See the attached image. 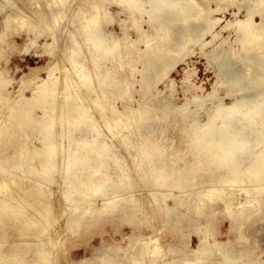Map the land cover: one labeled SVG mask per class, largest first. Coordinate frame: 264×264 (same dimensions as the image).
<instances>
[{
  "label": "rangeland",
  "instance_id": "rangeland-1",
  "mask_svg": "<svg viewBox=\"0 0 264 264\" xmlns=\"http://www.w3.org/2000/svg\"><path fill=\"white\" fill-rule=\"evenodd\" d=\"M46 1L49 0H36L34 5L30 0H0V87L4 93L3 97H0L1 120L7 117L9 108L16 102L32 99L41 84L54 83L56 78H61L60 76L63 75L61 73L68 70L70 71L68 73H72L73 65L66 54L78 55V51H72L77 33L82 35L81 50L89 46L88 53H93L94 49L98 48L92 46L91 36L87 35L85 30L82 32L84 28L82 14L86 11L91 12V7L87 6L90 0H75L65 5V10L62 9L65 15L58 29L52 27V22L60 5L57 3L54 4L55 6L50 5L44 8ZM126 1L128 0H122L118 4L119 0H109L107 14L112 18L111 22L108 18H104L101 22V30L109 34L113 40L122 38L123 27L130 25V16L133 14L126 7ZM129 1L135 2L138 4L137 7L144 11H151L158 7L154 0ZM193 5L196 6V4ZM198 8L202 10L203 16L209 15L212 18L221 19L220 24L214 29L215 33L207 34L204 41L209 42L213 35L217 38L204 50L199 45L190 43L186 46L188 49L184 58L180 59L174 55L161 59V64H170L163 75L151 71L143 80L140 72L135 75L130 74L132 67L141 71L147 58V54H143L146 46L142 43V39L137 38V30L133 27L128 29L126 37L129 41L135 42L130 47L132 50L130 57H134L135 62L132 64L124 62V66L120 67L104 54H100L103 62L101 75L103 76L104 70L110 68L112 77L120 83L118 88L104 89L108 95L106 106L113 108L117 113L110 114V118L120 119L123 122L134 121V128L138 129L135 130L136 133L148 137L163 150V155L156 158L154 163L161 167V176L169 179V184L163 188L156 186V181L151 178L149 152L141 155L135 132L132 133L133 135L128 134L125 139L132 140L133 146L127 147L125 141L117 142L116 139L119 138H113L108 132L101 114L92 105L93 100L87 99L86 103L89 105L84 103L90 113L93 111L101 131L108 135L109 142L114 143V148L115 145L119 148L122 165L125 163L126 167L132 169L129 177L132 181L135 180V188L120 192L121 195L116 198L117 206L106 211H103L105 199L110 196L105 198L99 196L89 204H82L77 211L65 206L56 208L53 215L48 217L50 219H45L48 223L54 220L52 227L42 236L47 243L52 241L56 235L55 232H59L58 230L72 218L81 215L89 206L93 210L92 215H88L91 223L65 227L64 233L61 231L63 237L61 236L58 242L54 241L55 245L51 248V253L56 264H129L126 258L129 253H125L124 250L130 249L138 254L146 243L153 247L155 240H158L156 243L161 247L160 254L150 258H157L158 264L188 262L200 249L201 238L207 233L210 241L214 245L223 247L224 251H229L238 257L245 255L247 260H244V264H264V189L259 194L260 203L258 204L254 201V193L246 194L245 191L239 190L233 171L223 175L220 170L197 169L192 155L194 148L189 145L187 137L188 126L193 122V118L183 117V114L194 111V120L203 125L208 120L209 114L213 112L214 105L230 107L242 97L243 91L230 88L233 81L231 78H218L219 61L211 55H206L205 52L214 51L216 55H219L223 49L231 45L235 52L241 51L242 46L237 40L238 36L233 25L237 20L244 18L246 9L243 8L238 15H235L236 7L224 4L220 6V11H215L213 14H210V10H216L215 3ZM142 20L141 25L147 30V13L143 14ZM189 21L192 22V19ZM254 22L259 23L260 18L256 16ZM177 23L184 25L185 21H177ZM227 23L232 25L223 29L222 27ZM70 26L71 32L68 30ZM181 31L180 29L179 32H174L172 38L179 36ZM85 65H89L88 60ZM239 68H243L241 64L234 66L232 71ZM248 73L252 74V71ZM248 82L250 81H247V86L250 85ZM213 90L216 97L208 98L207 95ZM77 91L86 93V86ZM125 91L127 93H124ZM196 96L199 97L197 101L194 100ZM200 103L204 106L200 107ZM187 104L188 110L184 111L182 107ZM144 107L147 108L146 122L141 124L139 115ZM30 115L32 118L30 127L15 126L11 130L13 135L8 137L5 135L6 138L0 142V176L8 180L22 178V185L27 183L38 186L42 183H40L38 171L31 173L26 165L29 155L20 156L19 154L22 149L28 152L43 146L41 141L44 132L41 126L35 123L38 118H42L43 110L38 106H32ZM221 122L222 119L217 124ZM120 128L122 127L118 126L116 129L119 135L120 131L122 134L128 133L127 129ZM117 147L115 152H118ZM95 158H91L92 163H96L95 160L98 158ZM139 163L141 165L139 172L143 180H137L138 174L133 171L135 165ZM248 163L253 164L252 161ZM22 164L25 165L24 168H21ZM172 167H175L176 171H172ZM105 171L106 167L100 172ZM42 185L45 187V195L52 194V201L62 199V191L61 188L58 191L59 184L56 181ZM213 185L220 188L226 195L235 192L233 196L226 197L227 199L235 198L234 203L227 209L221 198L213 202L205 199L206 208L197 213L194 208L198 202V196L201 193L206 194ZM246 185L249 187V184ZM18 188L20 186H10L12 191ZM249 188L253 190V187ZM33 191L35 193V190ZM165 197L169 198L170 204L183 201L184 205L177 213L170 216L164 209L166 205L162 200ZM31 200L30 197L23 200L24 203L28 202L23 208L26 212L43 207L41 200L40 204L32 203ZM243 205H246L245 212L242 209ZM135 206L141 209L134 212ZM30 222L32 221L28 220V223ZM12 223L10 222L9 225H6L7 222L0 223V256L23 257V260L32 261L36 247L35 241H30L32 242L30 246H26L24 241L32 240L30 232L35 233L39 228L30 227L23 237L17 232L20 226H23V222ZM200 231L203 233L201 234ZM23 238L24 241H22ZM25 248L26 250L23 251ZM215 257L219 258V255ZM137 258L147 261V258L140 255Z\"/></svg>",
  "mask_w": 264,
  "mask_h": 264
},
{
  "label": "bare ground",
  "instance_id": "bare-ground-1",
  "mask_svg": "<svg viewBox=\"0 0 264 264\" xmlns=\"http://www.w3.org/2000/svg\"><path fill=\"white\" fill-rule=\"evenodd\" d=\"M30 1L35 5L36 0ZM74 1L49 0L46 1L48 3L45 2L44 8L50 5L55 6L57 3V5H60V9L54 15V21L52 22L54 29H58L61 25L62 18L65 15L63 14L66 8L64 6ZM154 1L158 4V7L151 11H144L142 8L139 9L138 4L135 2L126 1V7L132 11L133 15L130 16V25L123 27L124 36L116 40L111 39L109 34L101 30L102 20L108 18L111 22L112 19L107 14L109 0L103 2L100 0L88 1L87 6L91 7V12L86 11L82 14L84 21L82 32L85 30V33L91 36L92 46L98 47L94 49L95 52L88 53L89 46L81 50L82 35L77 33L74 37L72 51H78V55L75 56L74 53L66 54L73 65L72 73H68L70 72L68 70V72L61 73L63 74L60 76L61 78H56L54 83L41 84L32 99L16 102L15 105L9 108L7 117L3 116L4 120H1L0 117V142L6 138L5 135L7 137L13 135L11 130L15 126L19 128L31 126L30 112L32 106H38L43 110L42 118H38L35 123H38L44 132L41 141L42 148L28 152L22 149L19 152L20 156L29 155L26 164L28 171L33 173L37 170L38 177L41 180L39 181L42 183L38 186H31L27 183L22 185V178L18 179L16 177L8 180L0 176V223L7 222L6 225H9L10 222H23V226H20L21 228L17 230L18 235L23 237L26 235L25 231L30 227L39 228L35 233L31 234L30 232L32 240L24 241V238L22 240L26 246H30L32 243L30 241H35L34 256L32 261H26L23 260V257L10 258L2 255L0 256V264H56L51 253V248L55 245L54 241L58 242L60 240L65 227L91 223L88 215L93 213L91 206H89L81 215L72 218L64 227L60 228L59 232H55L54 239L47 243L42 236L46 230L52 227L54 220L48 223L45 219L52 216L56 208H64L65 206L77 211L82 204H89L99 196L104 198L110 196L105 199L103 211H106L113 208V206H117L116 198L121 195L120 192L135 188V180L132 181L129 177L132 169L126 167L125 163L122 165L119 148L115 145V148L117 147L116 151H118L115 152L114 143L109 142L108 135L101 131V127L91 110L92 107L88 106L91 107L92 112L90 113L87 105H85L87 99L91 98L93 100L92 105L101 114L100 116L107 126L108 132L113 138H119L116 139L117 142L121 140L126 142L127 147L133 146L132 140L125 139L128 134L135 132L136 143L139 144L141 155L143 156L146 152H149L151 178L156 181V186L163 188L169 184V179L161 176V167L154 163L156 158L163 155V150L148 137L143 136L141 133L137 134L135 130L138 129L134 128V121L123 122L120 119L110 118V114L116 115L117 113L113 108L106 106L108 95L104 89L118 88L120 83L112 77L113 73L110 68L104 70L103 76L101 75L103 62L100 59V54H104L110 61L115 62L120 67L124 66V62L129 64L135 62L136 59L130 57L132 54L130 47L135 42L129 41L126 37L128 29L133 27L137 30V38L142 39V43L146 46L143 54H147V58L141 71L132 67L130 74L135 75V73L140 72L143 80L151 71L163 75L170 64H161V59L174 55L181 59L187 55L185 53L188 49L186 46L190 43L199 45L204 50L205 47L215 41L217 36L214 35L209 42H205L204 38L207 34L214 32L221 19L212 18L209 15L203 16L202 10L198 8L210 6L212 3L216 4V10L211 9L210 14L220 11L222 4L236 7L237 12L235 15H238L243 8L246 9L244 18L237 20L233 25L238 36L237 40L242 46L241 51L235 52L231 45L223 49L219 55H216L214 51L205 52L206 55H211L219 61L218 78H231L233 81L230 88L243 91V93L242 97L230 107L214 105L213 112L209 114L208 120L203 125L194 120V111L183 114L184 118H193V122L188 126V143L194 148L192 155L197 169L220 170L223 175L233 171L235 182L239 184V190L245 191L246 194L254 193V201L260 203L259 194L264 189V0ZM120 2L122 0H119L118 4ZM193 4H196V6ZM63 8L64 10H62ZM144 13H147L148 16L146 21L147 30L143 29L141 25ZM256 16L260 18L259 23L254 22ZM71 17L70 21H72ZM191 19L192 22L189 21ZM177 21H185V23L181 25ZM231 25V23H227L222 28L227 29ZM69 29H71V26ZM180 29L182 31L179 36L172 38V34L179 32ZM152 42L153 44H151ZM87 60L88 66L85 65ZM237 64H241L243 68L232 71V68ZM248 71H252V74H249ZM247 81H250L248 82L249 86L246 85ZM85 86L86 93L77 91ZM124 93H127V91ZM3 94L0 87V97H3ZM207 97L215 98V91L210 92ZM194 100H199V97H194ZM187 106L188 104L182 107L185 109L184 111L188 110ZM199 106L202 107L204 104L200 103ZM146 112L147 108L145 107L140 111L139 122L141 124L146 122ZM220 119H222V122L218 125ZM118 126L122 127L120 129H127L128 133L122 134L120 131L119 135V132H116ZM27 136L29 137V134ZM93 157L98 158L95 160L96 163L91 162ZM248 161H252L253 164L248 163ZM24 167L25 165L22 164L21 168ZM105 167L106 171L104 173L100 172ZM140 169L141 165L139 163L135 165L133 170L138 174H136L137 180H143V176L139 172ZM172 171H176L175 167H172ZM54 181L59 184L58 191L60 188L62 191V199L55 202L51 200V193L50 195L44 194L45 187L42 185L43 183L52 184ZM246 184L253 187V190ZM15 185L20 186V188L10 190V186ZM33 190H35V193ZM234 193L223 194L220 188L213 185V188L206 194L201 193L198 196L199 199L194 211L200 213L201 210L206 208L205 199L213 202L218 198L223 199L227 209H229L235 198L230 197L227 199L226 197L233 196ZM27 197L32 199V203L37 202L40 204L41 200L43 207L26 212L23 208L28 202L25 201L24 203L23 200ZM162 201L166 205L164 208L166 213L170 216L177 213L184 205L183 201L170 204L168 197L163 198ZM245 207L246 205L242 207L244 212ZM140 209L139 206H135L133 210L137 212ZM240 215L242 216V214ZM28 220L32 222L28 223ZM205 225L208 226V224ZM200 233L202 234L203 231H200ZM156 241L158 240H155L153 247L146 243V246L138 254L130 249L124 250L125 253H129L126 257L127 261L130 262L129 264H158L159 260L157 258H150L154 257L153 255L160 254L161 247ZM223 249L219 245H214L207 233L201 238V247L190 261H178L169 264H244V260H247L243 254L238 257ZM25 250L26 248L23 249V251ZM138 255L147 258V261L138 259ZM216 255H219V258H216ZM160 260L162 261V259Z\"/></svg>",
  "mask_w": 264,
  "mask_h": 264
}]
</instances>
